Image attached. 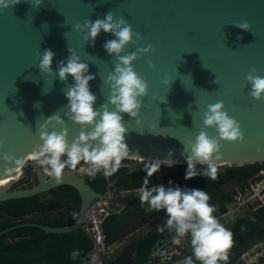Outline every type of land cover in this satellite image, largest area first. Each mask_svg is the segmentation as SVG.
Returning a JSON list of instances; mask_svg holds the SVG:
<instances>
[{
	"label": "water",
	"instance_id": "water-1",
	"mask_svg": "<svg viewBox=\"0 0 264 264\" xmlns=\"http://www.w3.org/2000/svg\"><path fill=\"white\" fill-rule=\"evenodd\" d=\"M33 5L34 0H20L0 10V157L4 153L13 155L10 160L0 158V202L70 184L79 190L80 213L70 225L21 222L1 230L0 236L32 226L57 234L81 229L93 240L85 227L86 212L95 198L113 196L94 190L78 172H62L57 181L29 157L33 147L42 143L39 126L50 115L63 117L69 142L81 131L79 123L64 116L65 86L74 83L71 74L67 81L56 75L57 61L70 54L69 47L95 74L89 81L97 97L95 107L107 102L109 87L103 78L114 68L117 58L102 45L114 36L101 30L93 43L91 38L84 39L86 29L74 25L88 18H102L108 11L116 18L125 17L132 26L133 39L121 55L151 45L148 52L131 62L146 80L148 90L141 98L137 117L123 114L130 148L123 159L164 157L171 148L173 159H178V164L186 163L181 155L182 142L195 140L203 127L202 113L207 105L223 101V109L240 122L243 138L219 139L222 154L217 163L264 162V151H257L258 145H264V96L252 97L245 79L252 68L257 70L255 75L264 76V0H42L40 5ZM244 20L249 22V30L233 24ZM136 32L141 35L136 37ZM45 48L55 52L52 73L38 67L39 53ZM54 124L49 123V131ZM206 130L217 136L214 126ZM26 163L34 170L36 181L31 186L15 187L25 178ZM236 188V180L223 185L228 193ZM228 211L227 204L219 206L221 214ZM175 244L171 238L153 259H159ZM260 253L251 264H264V248Z\"/></svg>",
	"mask_w": 264,
	"mask_h": 264
},
{
	"label": "clouds",
	"instance_id": "clouds-1",
	"mask_svg": "<svg viewBox=\"0 0 264 264\" xmlns=\"http://www.w3.org/2000/svg\"><path fill=\"white\" fill-rule=\"evenodd\" d=\"M20 0H0V10L19 3ZM42 0H34L33 6H38ZM237 27L249 30L247 20L233 23ZM76 29H86L84 39L95 37L103 30L110 32L114 38L106 40L103 48L109 54H115L117 62L114 68L103 78L109 87L107 102L95 107L96 94L90 90L89 81L94 79L93 73L88 71V64L81 60L71 47L67 57L57 61L56 75L61 81H67L71 74L74 83L65 86L64 95L67 103L63 106L66 111L64 116L73 122L79 123L81 131L69 142L68 129L63 117L59 114L48 116L40 124L39 136L42 143L36 144L32 150L33 159L50 176L59 181L66 166L75 168L82 160L89 164L90 175L102 170L105 177L115 173L123 158L129 155L130 148L125 139L129 131L123 121V114L129 117H137L142 106L141 98L147 94L148 84L133 68L132 61L140 54L151 49V45L138 48L128 54L121 55L124 46L133 39L132 26L125 17H114L112 11H108L102 18L94 21L85 19L83 23L77 22ZM141 33L136 32L139 37ZM55 52L51 48H45L39 53L38 67L40 71L52 73L51 67ZM152 66V61H149ZM257 70L252 68L245 79L249 82L250 95L254 98L264 96V76L255 75ZM216 82V81H215ZM112 105L113 107H109ZM203 127L194 141L182 142L184 147L181 155H184L187 167L184 171V179H190L202 175L207 179L215 180L217 177V160L221 156L219 151V139L237 140L243 138L240 122L229 115L223 109V101H217L207 105L202 113ZM51 121L56 124L52 130H48ZM137 123L139 121L137 120ZM56 125H60L59 129ZM90 126V127H89ZM208 126H214L217 136H211L207 132ZM87 129V130H85ZM173 149L168 150L164 157H145L143 169L145 175L139 189V200L147 212H163L166 219L163 225H158L157 230L165 228L175 233L174 243L180 244L185 235L190 237L192 255L184 258L182 264H221L228 260V250L232 245V232L226 228L213 215L214 206L209 204L210 196L205 189L181 186L169 178L167 185L163 182L149 187V178L160 170L161 165L172 167L180 163L173 159ZM257 151H264V145H258ZM63 157V158H62ZM5 160L13 159L11 153H4ZM206 165L197 168V165ZM76 215L75 212L72 213ZM72 258L77 252L73 250Z\"/></svg>",
	"mask_w": 264,
	"mask_h": 264
},
{
	"label": "trees",
	"instance_id": "trees-1",
	"mask_svg": "<svg viewBox=\"0 0 264 264\" xmlns=\"http://www.w3.org/2000/svg\"><path fill=\"white\" fill-rule=\"evenodd\" d=\"M85 164L86 162L82 160L75 168L66 166L63 172H78ZM143 164L131 166L126 160H122L118 170L111 176L105 177L102 170L93 176L89 173L84 175L86 182L94 190L100 193L112 190L116 193L113 200L124 204L122 209L110 212L103 222L108 245L120 240L122 235H128L133 226L147 223L153 216L163 212V210L147 212L146 206H141L139 193L131 192L140 189L143 183L145 175ZM186 167V163L175 164L172 167L161 165L160 170L149 178L148 186L160 182L167 185L168 179L171 178L174 183L181 186L205 189L210 196L209 204L214 206L213 215L217 216L218 207L234 201L235 198L234 192L228 193L223 189L224 184L236 180L239 184L238 191H245L264 176V162L233 164L225 169L218 166L215 180L202 175L185 180ZM203 167L206 165H197L198 169ZM23 171L25 178L15 187L31 186L33 184L31 180L36 181L30 163L23 166ZM28 180L29 184L24 185ZM80 205L79 190L70 184H62L30 197L3 201L0 202V231L21 222H38L51 226L70 225L77 220ZM73 212L76 213L75 216L72 215ZM165 219L159 225H163ZM157 226L146 235L137 237L131 246L125 248L123 256L107 260L105 264H145L152 259L154 253L175 236L174 231L170 232L166 228L158 231ZM226 228L232 232V245L228 250V260L222 261L221 264H234L252 245L264 240V205L258 210L257 217H240ZM186 238L190 241L189 236L186 235ZM93 246L92 238L81 229L57 234L46 233L38 227L24 226L0 236V264H80ZM73 250L77 252L75 259L71 255ZM133 255H135L133 260L129 262ZM184 258L186 256L178 258L175 264H182ZM193 259L194 264H200Z\"/></svg>",
	"mask_w": 264,
	"mask_h": 264
},
{
	"label": "built area",
	"instance_id": "built-area-1",
	"mask_svg": "<svg viewBox=\"0 0 264 264\" xmlns=\"http://www.w3.org/2000/svg\"><path fill=\"white\" fill-rule=\"evenodd\" d=\"M33 180L34 179L31 181L33 182ZM28 184L29 180L24 183V185ZM238 192L241 195L248 193L246 191ZM108 194L110 195V193ZM112 203L111 197L95 198L88 208L85 215V227L93 236L94 246L92 249H94V251L87 254L84 261L80 264H105L107 255L114 250L115 244L108 245L106 243L103 228V222L106 216L114 210ZM237 212L239 211L237 210ZM190 247V241L185 237L181 239L180 244L170 246L159 259L152 258L145 264H175L178 258L185 257Z\"/></svg>",
	"mask_w": 264,
	"mask_h": 264
},
{
	"label": "rangeland",
	"instance_id": "rangeland-1",
	"mask_svg": "<svg viewBox=\"0 0 264 264\" xmlns=\"http://www.w3.org/2000/svg\"><path fill=\"white\" fill-rule=\"evenodd\" d=\"M126 160V162L131 165L135 166L139 163H144V160H139V159H122ZM218 164V163H217ZM218 166H221V169H225L230 164L223 165V164H218ZM82 168L78 173H83L86 172L89 169V164L86 163L85 165H82ZM35 183V182H34ZM248 190V191H247ZM246 192L244 195H241L239 192L235 191L234 192V201L228 203L229 211L228 213H218L217 215H214L220 223H222L224 226H230L232 225L236 219L245 216V212L247 210V202H252L253 203V198L254 197H259L260 200H264V176H262L261 179L253 183L252 187H249L248 189H245ZM237 210L239 212H237ZM259 245L264 248V240L259 242ZM192 247H190L191 250ZM189 250V251H190ZM259 246H255L253 248H250L245 254H243L242 258H240L238 261H236L234 264H249L250 258H253L254 255L256 254V251H259ZM254 259V258H253Z\"/></svg>",
	"mask_w": 264,
	"mask_h": 264
},
{
	"label": "crops",
	"instance_id": "crops-1",
	"mask_svg": "<svg viewBox=\"0 0 264 264\" xmlns=\"http://www.w3.org/2000/svg\"><path fill=\"white\" fill-rule=\"evenodd\" d=\"M83 169L82 167H80V169L78 170V172ZM89 173L88 170L86 172L83 173H79L82 174L83 176ZM95 174V173H94ZM94 174H92L91 176H93ZM238 191V189H237ZM132 193H139V189H136L134 191H131ZM235 192V191H233ZM108 193H110L113 198H112V205L114 210H120L124 207L123 203L120 202H115L113 199L115 198V192L112 190H109ZM253 203H258L259 201V197H254L253 198ZM262 200V199H261ZM250 202V201H249ZM252 203V202H251ZM228 205V204H227ZM166 218V214L164 212L159 213L158 215H155L152 217V219L150 221H148L147 223H140L137 226H133L132 229L130 230V233L128 235H122L120 240H118L117 242H115V247L114 250L107 255L106 257V261L107 260H115L117 256H123L124 254V250L127 246H131V244L136 240L137 237L139 236H143L146 235L152 228L156 227L157 225H159V223L164 220ZM226 227V226H225ZM186 237V235L184 236ZM259 242L257 244L252 245V248L255 246H258ZM190 250V249H189ZM187 251L186 253V257L191 256L192 255V248L190 251ZM135 255H133V257L129 260V262H131L133 260ZM255 259L250 258L249 263L251 264Z\"/></svg>",
	"mask_w": 264,
	"mask_h": 264
},
{
	"label": "flooded vegetation",
	"instance_id": "flooded-vegetation-1",
	"mask_svg": "<svg viewBox=\"0 0 264 264\" xmlns=\"http://www.w3.org/2000/svg\"><path fill=\"white\" fill-rule=\"evenodd\" d=\"M34 182H35V180H33L32 183H34ZM237 189H238V188L232 190V192H233V191H237ZM238 190H239V189H238ZM232 192H231V193H232ZM246 205H247V210H246V212H245V216H244V217H249V218L253 217V218H254V217H257L258 210L260 209V207H262V206L264 205V200H262V203H261V204L247 202ZM250 205L254 206V209H251V208H250ZM218 211H219V207H218ZM219 213H220V212H219ZM249 264H250V263H249Z\"/></svg>",
	"mask_w": 264,
	"mask_h": 264
},
{
	"label": "bare ground",
	"instance_id": "bare-ground-1",
	"mask_svg": "<svg viewBox=\"0 0 264 264\" xmlns=\"http://www.w3.org/2000/svg\"><path fill=\"white\" fill-rule=\"evenodd\" d=\"M30 159H33V156H32V154L30 155V157H29ZM139 160H142V159H139ZM259 246V251H256V254L254 255V259H256L258 256H260L261 255V253H260V251H262L263 250V248L260 246V245H258ZM252 248V247H251Z\"/></svg>",
	"mask_w": 264,
	"mask_h": 264
}]
</instances>
